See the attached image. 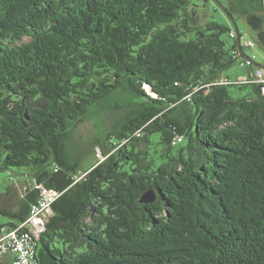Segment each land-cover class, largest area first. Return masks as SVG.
Masks as SVG:
<instances>
[{
  "label": "trees",
  "instance_id": "16d2710c",
  "mask_svg": "<svg viewBox=\"0 0 264 264\" xmlns=\"http://www.w3.org/2000/svg\"><path fill=\"white\" fill-rule=\"evenodd\" d=\"M222 7L263 56L264 0ZM233 28L191 0H0V170H28L12 208L0 199V236L28 219L36 182L59 193L38 264H264V94H230L223 72L254 52ZM121 91L133 110L81 170L74 130Z\"/></svg>",
  "mask_w": 264,
  "mask_h": 264
},
{
  "label": "rangeland",
  "instance_id": "374dc122",
  "mask_svg": "<svg viewBox=\"0 0 264 264\" xmlns=\"http://www.w3.org/2000/svg\"><path fill=\"white\" fill-rule=\"evenodd\" d=\"M193 3L198 5L208 4V7L211 10V13L214 15V18L233 25V29H236V25L234 24L232 18L228 16L225 11L223 10L222 5L228 4L229 0H191ZM237 17V24L239 26L241 34L244 35L245 39H255L256 40V32L255 30L249 25L245 17L243 16H236ZM31 40V37L25 36L19 44L28 42ZM260 48V47H258ZM245 50V49H244ZM246 53H251L250 49H246ZM261 53L264 54V51L261 50ZM264 59V55L262 60ZM261 60V59H260ZM247 72V69L241 67L239 63L231 66L230 68L226 69L222 76L223 79H229L231 81H236L237 84L229 86L230 94L233 98L237 99L242 96H250L253 94V86L252 85H244L242 76H244ZM247 84V83H245ZM253 84V83H250ZM263 86V85H262ZM264 94V91L262 89ZM112 103H118L120 106L116 109H105L102 110V107L98 108L95 111V114L91 117H88L81 123L75 130L72 135V139L69 142V150L72 155L75 157L81 156L80 161V169L85 170L90 168L94 164L98 162V158L95 155V151L93 149L94 143L96 139L100 138L103 139L107 131H109L113 125L119 120L123 119L125 115L132 111L133 104L129 103L130 98L127 93L119 92L114 97L113 100L109 101ZM102 106V105H101ZM93 112V111H92ZM159 137L158 134L153 135V139H157ZM182 138H179L178 141H181ZM141 144V143H139ZM188 138L185 139L184 143L177 145L174 148V152H177L181 147L187 148ZM143 149H147V146L141 144ZM161 145L152 144L151 152L154 150L161 149ZM97 154H99L100 150H96ZM101 159L103 156L98 155ZM28 171L25 168H9L0 170V199L4 201L3 203H11V201H16L18 195H20L19 190L17 189L20 183H23L25 176L24 172ZM11 190V191H10ZM10 191V194L5 196ZM5 196V197H3ZM8 219L5 216H0V222L4 223Z\"/></svg>",
  "mask_w": 264,
  "mask_h": 264
},
{
  "label": "built area",
  "instance_id": "2783aa9c",
  "mask_svg": "<svg viewBox=\"0 0 264 264\" xmlns=\"http://www.w3.org/2000/svg\"><path fill=\"white\" fill-rule=\"evenodd\" d=\"M264 14V10H263ZM239 38L246 49L254 51L250 56L240 58L238 63L241 67L250 68L251 73L247 76H242L243 84L256 83L261 84L264 91V65H258L264 59L260 60V54L257 52V42L255 39H245L241 36L240 31L232 30L230 35ZM239 55V52L236 51ZM252 82H249V81ZM181 136L177 137L178 139ZM34 188L39 190L38 202L33 204L31 214L28 219L21 223L16 229L2 228V235L0 236V255H6L7 253H13L15 258L11 264H38L35 260L36 239L40 237V234L46 228L47 216L52 211V204L57 200L59 193L56 190L48 189L42 184L33 183ZM27 229V230H26Z\"/></svg>",
  "mask_w": 264,
  "mask_h": 264
},
{
  "label": "water",
  "instance_id": "95a60500",
  "mask_svg": "<svg viewBox=\"0 0 264 264\" xmlns=\"http://www.w3.org/2000/svg\"><path fill=\"white\" fill-rule=\"evenodd\" d=\"M156 200V194L154 190L150 189L146 191L141 198V203H151Z\"/></svg>",
  "mask_w": 264,
  "mask_h": 264
},
{
  "label": "crops",
  "instance_id": "0c3cea01",
  "mask_svg": "<svg viewBox=\"0 0 264 264\" xmlns=\"http://www.w3.org/2000/svg\"><path fill=\"white\" fill-rule=\"evenodd\" d=\"M259 57H260V59H261V61H262V57H263V56L260 55ZM245 69H247V72H246V74H245L244 76H247V75H249V74L251 73V69H250V68H247V67H246ZM5 204H6V203H4L2 206H4ZM11 204H12V203H10L9 205L7 204V205H8L9 207L12 208V205H11ZM0 205H1V203H0ZM7 205H6V206H7ZM4 207H5V206H4Z\"/></svg>",
  "mask_w": 264,
  "mask_h": 264
},
{
  "label": "bare ground",
  "instance_id": "6f19581e",
  "mask_svg": "<svg viewBox=\"0 0 264 264\" xmlns=\"http://www.w3.org/2000/svg\"><path fill=\"white\" fill-rule=\"evenodd\" d=\"M249 82H252L251 80Z\"/></svg>",
  "mask_w": 264,
  "mask_h": 264
}]
</instances>
